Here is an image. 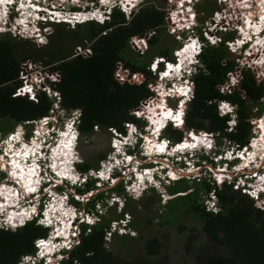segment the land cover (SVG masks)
Segmentation results:
<instances>
[{
	"label": "clouds",
	"instance_id": "9594fccd",
	"mask_svg": "<svg viewBox=\"0 0 264 264\" xmlns=\"http://www.w3.org/2000/svg\"><path fill=\"white\" fill-rule=\"evenodd\" d=\"M22 1L23 0H10V2H8V0H5L3 5L0 4L2 5V14H0V34H9L12 38L17 40L33 39L37 44L42 45H45L48 41H46L45 35L42 34L41 30L48 31L52 28L51 25H49L50 23H64L71 28L75 27L77 24L86 22L104 24L106 21L110 20L111 14L116 10H120L124 13L126 18H129L138 9H135V4H139L135 3L134 5L130 4L127 6L123 0H69V5H63L56 3L55 0H32L29 2L34 7L31 8L32 14L28 21L23 24L22 22H18L22 14H24L20 6ZM185 1L186 2H184V0H173L170 4V8H175V10L179 11L181 14L180 16L187 18V26H182L177 29V33H179L180 37L175 34L176 38L181 42V45L173 50L171 59L166 56L156 55L163 57V59L157 61L155 72L152 70L154 57L151 58L147 65V69L150 70L153 76L152 81L149 83L164 85L165 89L167 85L170 87L173 85H176V87L182 86L184 91L179 96H166L163 102L160 96L153 89L148 87L151 91L149 96L156 95L158 99L156 101L160 103L158 104L159 106L162 104L165 106V101L167 103L169 100L176 101L175 106H169L168 103L167 107L172 109L174 114H178L177 119L179 118V120L177 121L164 115L161 107L155 108L157 109L156 113L158 114H156V116L159 124L156 140L159 144H163L165 148L161 153H148L146 150V137L147 135L152 136L151 132L153 131L152 128L150 129L151 126L153 127V124L150 123L148 111L144 110L147 116L144 114L135 115L131 113V109L129 114L139 121L128 119L123 122L121 129L108 127V131L111 134V151L107 155L108 157H106L105 154V157L100 159L97 168H91L88 171L80 170L78 166L84 163L79 152V143L82 138V132L79 127L82 116L81 110L79 108L68 110L61 105L60 92L54 87V82L59 79L53 78L56 72L59 73L60 77V72L58 70L54 71L51 69L46 71V73H41L42 71L38 70L36 67L37 61L29 59L32 66L28 69V75L35 77L37 74H42L44 79L38 84V89L31 92L32 95L35 93L34 97H29V93H16V89L22 84L21 78H19L20 82L12 92L13 95H11L25 96L28 99L35 100L37 94L44 92L52 100V105L47 115L33 120L18 122L16 123V128L8 131L5 135H3L0 130V228L14 231L25 226L28 222L34 221L36 224L46 228L47 234L35 238L33 240L34 251L21 255L17 264H62L63 261L67 260L68 253L78 244L81 226L83 224L94 225L99 222L106 211L111 208L116 209L118 214H122L126 202L131 198L133 200H139L150 192H157L161 196L169 195L165 187L180 180L183 176H187L188 179L191 178V181H197L196 183L202 182L203 180L210 183V180H212L210 184L215 185L214 182H216L217 185H219H215L216 187H221L224 184L230 185L232 189L251 198L255 206L264 211V182H258V179L264 180V177H261L264 175V149H262V147L256 151H254V147H249L250 151L254 154L252 157L253 160L251 159L250 163L248 162L247 166L243 167L241 166V156H246L245 153H240L243 145L239 146L235 142L230 141L226 136H221L219 132L186 129L184 139L177 142H172L163 135V131L169 125L181 126L184 128L186 107L192 100L195 92L193 77L203 67L200 55L206 46H216L218 42H224V40L223 42L214 41L215 39L212 37V34L218 35L219 30L217 28H210L209 21L207 23L208 25H199L196 20L193 0ZM89 2H93V4ZM167 2L168 0H165L166 7L162 9L164 11V20L166 8L168 7ZM178 2L179 4L181 3L179 6ZM56 4L60 7L56 6ZM84 5L86 6V10H97V12L101 14V17H103V20L92 19L72 23L69 18L75 12L80 11ZM124 6L125 9H123ZM55 12L61 13V15L58 16L64 17L58 19L57 14H54ZM29 13L30 12H25V14ZM186 18H184V20ZM164 24L165 22L158 28L162 29ZM11 29H25L32 34L27 36L18 34V37H14L12 36ZM154 30L155 34H157L156 29ZM235 30L238 31L236 28ZM145 34L146 32L143 36L138 37H144ZM39 35L44 37V41L42 40L40 42L38 40ZM240 36L242 35L240 34ZM150 38L151 36L146 41L147 48ZM238 38L240 39V37ZM253 41L254 37L243 41L241 43V51L249 48L248 46L251 45ZM189 44L190 50L187 53H182L180 55L176 53L181 47L185 48ZM85 47L89 48L87 45L83 48ZM181 51L182 50H180V52ZM229 54L232 58V53ZM166 62H168V65L177 67V71L172 70L170 72L171 76L165 75L168 69ZM41 65L42 64H40V66ZM225 80H227V73ZM239 82L240 80L237 79L232 85L234 89L233 92L236 90V86L239 85ZM216 107L220 115L228 116L227 130H232L237 121L236 105L229 100L219 99L216 102ZM259 115L260 114L256 115L254 119ZM43 117H48V120L41 124L40 120H42ZM61 119H63L61 121L62 127L56 130L57 126H55V123ZM38 124L41 126L37 127ZM25 125L34 126L30 133H28V137L24 129ZM95 126L93 129L99 128ZM18 128H20V130ZM112 128H114V130H112ZM37 132L40 133L39 136ZM63 133L69 145L68 164L66 167L67 175L65 176L61 175V172H63L62 169H53L51 167L52 162L49 158L53 149L59 145L58 140H60V134L63 136ZM10 134L14 135L16 139L15 142H13L11 138L9 139ZM187 136L190 138V143L195 145V147L181 150L180 143L188 139ZM194 137L202 138V140L198 141L194 139ZM33 138H36L40 143L36 148L32 145ZM53 138L56 139L55 142ZM5 140H9V142ZM11 142L14 145L10 150L8 147ZM114 143H116V145ZM22 144H30L28 145L30 149L31 147V150L35 149V152L29 155L27 154L24 159L26 165L34 168L31 183L26 186L18 181H23L20 177L15 178L11 175L12 154H17ZM258 161L259 164L257 165ZM4 164H6V167H4ZM216 166L222 169L221 173L226 171L231 177L217 176L219 175L217 172L219 169H216ZM234 166H236L237 169L234 168ZM174 170L185 171L186 173L183 172V174H178L174 173ZM102 171L106 172L104 177L100 175ZM90 181H94V186L88 187L83 192L77 190V188H86ZM237 182V185L240 186L239 188L234 187V184ZM31 184L33 185L30 187ZM103 185L107 186L105 192L108 193L103 195L102 191V196L95 199L94 213L88 212L85 210L86 204L91 202L93 196L101 192L99 189H101ZM118 186H121L122 189L118 190ZM241 187H249L255 191L251 193V196L249 193L241 190ZM8 191L12 195L10 200H8L7 195H5ZM181 193L183 192L176 194L180 195ZM257 194L258 197L254 198ZM87 196L88 199L84 200V197ZM54 199H56L55 203H53ZM200 201L206 211L217 213L220 210L219 201L213 189L204 193ZM59 204L61 208L57 210L56 207ZM211 204L215 205V211H212L209 207ZM12 213L15 215H12ZM130 222L131 217L128 213L124 214V216L122 214L121 217L110 221L109 227L104 231V248L106 250V243L109 236L113 233L119 236L131 234L132 229H130ZM46 243L47 246L44 245ZM71 264L80 263L74 260Z\"/></svg>",
	"mask_w": 264,
	"mask_h": 264
},
{
	"label": "trees",
	"instance_id": "16d2710c",
	"mask_svg": "<svg viewBox=\"0 0 264 264\" xmlns=\"http://www.w3.org/2000/svg\"><path fill=\"white\" fill-rule=\"evenodd\" d=\"M246 2L251 8V2ZM164 22V11L155 3H150L139 7L129 18L116 10L104 24L86 22L69 28L64 23H50L52 34L41 52L32 49L20 52V43L25 45L29 42L28 39L17 40L9 34H0V130L6 131L1 119H8L13 126L21 121L47 115L51 108L52 100L44 92L37 94L35 100L11 95L24 72L21 62L25 59L39 61L50 70L60 72L54 87L60 92L64 108L81 110L79 127L82 135L92 133L95 125L105 129H121L123 122L128 119L139 121L129 112L151 94L148 84L153 76L147 69L149 61L156 55L171 59V46L158 51L151 48L159 40L162 29L158 27ZM150 29H156L157 34L149 39L150 49L144 53L145 60L132 61L126 58L122 50L129 45V39L132 36H143ZM58 38H62L63 43H59ZM79 44L87 45L91 54L72 56L74 47ZM200 58L203 67L193 77L195 92L186 107L184 128L169 125L163 135L172 142H177L184 139L186 129L207 130L219 132L239 146L244 145L250 136L253 119L264 110V100L260 101L264 96V78L246 71L232 94L221 93L218 85L224 82L226 73L234 68L229 52L220 43L206 46ZM117 61H123L124 66L136 76L130 75L127 80L120 81L114 75ZM241 90L244 91L243 94ZM219 99L229 100L236 105L237 121L230 131L227 130L228 116L220 115L217 111L216 102ZM155 103L154 101L153 104ZM173 120L177 121L179 118L175 117ZM152 146L154 151L159 147L157 142ZM104 157V153L97 156L98 159ZM96 166L84 161L78 167L82 171H88ZM93 182L90 181L86 188L77 190L83 192L94 186ZM117 189L122 188L118 186ZM188 189L187 186L185 189H178L173 185L169 191L176 194ZM200 189L204 193L213 189L220 205L217 213L205 210L199 197ZM101 196L102 192L93 196L85 210L94 213L95 199ZM177 198L182 205L181 212L192 214L201 221V229L208 245L196 255L200 264H264V211L256 207L251 198L232 189L230 185L216 187L206 180L197 183L191 191L174 196L173 200ZM119 217L121 216L113 219ZM113 219L102 218L94 225L83 224L78 244L62 264H71L74 260L80 264H118L119 261L104 248V231ZM129 225L134 227L135 220ZM46 234L47 229L34 221L14 231L0 228V264H17L21 255L34 251L33 240ZM123 237L120 235L119 239L123 240ZM160 244V239L154 236L146 240L145 249L149 254H157ZM208 247L211 249L209 253H202ZM216 247L220 250L215 251Z\"/></svg>",
	"mask_w": 264,
	"mask_h": 264
},
{
	"label": "rangeland",
	"instance_id": "374dc122",
	"mask_svg": "<svg viewBox=\"0 0 264 264\" xmlns=\"http://www.w3.org/2000/svg\"><path fill=\"white\" fill-rule=\"evenodd\" d=\"M243 1L245 2L246 5H249V3H247L246 1H250L252 7L249 8L247 10L248 12L246 13H245L246 10H244V12L242 13V17L238 15L241 14L240 9L245 7L244 6L245 4L239 3L236 0H233V1L228 0L226 1V4L219 2L217 7H220L221 10L223 9L229 10L230 8V12L236 11V14H238L237 18L242 19V21L238 20V24L241 22L245 23L248 20L246 28H249L252 26L253 21L258 20L259 19L258 17L261 16V13H260L261 5L258 0H243ZM55 2L58 4L69 5L70 1L69 0H64V1L55 0ZM134 2L139 3V4H135V7H136L135 9L141 6L150 4V3H155L161 9L166 7L165 0L164 1H161V0H138L137 1L135 0ZM184 2L186 1L184 0ZM81 3H84V2H81ZM130 3L133 4L132 1H130ZM214 4H215L214 0H193V6L196 11V20L198 21L199 25H203V26L208 25L207 24L208 21L212 20L211 10L214 9ZM179 5L180 4L178 2V6ZM242 5L243 7L240 8ZM56 6L58 5L56 4ZM211 6H212V9H211ZM178 14H179V17L177 18V20L181 22L182 26H187V18L180 16L181 15L180 13ZM184 18L186 19L184 20ZM170 31L171 30L168 29V26L165 23L162 26V31H160L159 33V40L157 41V43H155L151 47L153 51H158L163 47L171 46L172 47L171 56H172L173 50L178 48L181 45V42L176 38L175 34L171 33ZM48 32H51V30ZM240 34H239V31H236L234 29V27L233 28L230 27V29H228L225 32V34L219 33L218 36L222 39L221 42H223L225 38L233 39L235 37H240L241 39L243 35L241 34L242 36H240ZM261 34H263V32H261ZM253 37L254 36L250 38H253ZM28 40L29 42L25 43V45L20 43V46H19L20 52H23L24 50H27V49H32L34 51L41 52L44 45L37 44L33 39H28ZM63 41L64 40L62 39L59 41V43H63ZM218 44H220V42H218ZM79 46H81L82 48L84 47L81 44H79ZM76 47L77 45L74 47L72 56H76L79 54L83 56H88L91 54V52L87 54L77 52ZM149 49H150L149 44L146 50L145 49L144 50L134 49V47L129 42V45L122 50V54L126 58L132 61H141V60H145L144 53H147ZM232 56H233L232 58L235 61L236 60L235 55L232 54ZM27 61H29V59L23 60L21 62V67H22V64ZM40 64L41 63L37 61L36 67L38 68V70L42 71L41 73H46V71L50 70L48 66H43V65L40 66ZM118 67L119 66H117V69ZM252 69L257 73L262 72V70L259 67L257 68H254V67L253 68H250V67L237 68L235 67V69L232 70L231 75L234 74L237 79L241 80L245 72L247 70H252ZM229 74L230 72H228L227 76H229ZM124 80H127V78H125ZM175 102H176L175 100L174 101L169 100L168 101L169 106H175ZM53 119L56 120L55 118ZM64 119H67V118H64ZM62 120L63 119L58 120V122L55 123V126H57L56 130L62 127L61 125ZM1 123L3 124V127H6V131H2L3 135H5L8 131L14 130L17 125L15 123L12 126L8 119H1ZM40 126L41 125L39 124L37 125V127H40ZM32 127L34 126L32 125L24 126V129L27 132L26 136L28 135V133H30ZM254 127L255 126H253L252 128ZM18 129L20 130V128ZM257 131H259V129H257ZM263 132H264V128H263ZM262 137L263 135L261 134V138ZM110 139H111V134L108 131V128L106 129L105 128H97V129L94 128L92 133H90L89 135H82V138L79 143V152H80V155L83 161L93 163L97 165L94 168H97L99 166V161H100V159L97 158L98 154L104 153L106 154V157H108L107 155L111 151ZM53 140L55 142L56 139L53 138ZM62 141L63 139L60 142ZM11 143L9 144V147H8L10 150L13 147ZM256 143L257 141L253 142V145H255ZM27 148H29V146H27ZM159 148L160 150L164 149L162 147H159ZM256 148L258 149V147H254L255 151H256ZM23 149L26 150V145L25 147H23ZM151 151L154 152V148L152 145H151ZM18 152H19V149L17 151V154H12L13 158L11 162L13 164V167L16 168L13 173H15L17 176L19 174H17L16 172L17 167L14 163V159L19 160ZM248 160H249L248 157L243 159L242 166H245ZM4 167H5V164H4ZM216 169H219V168L216 166ZM183 172L186 173L185 171ZM23 180L25 181L24 178ZM196 182L197 181H191V178L188 179L187 176H183L180 180L165 187L169 195L161 196L157 192H150L148 195L144 196L143 198L139 200H133L131 198L130 200L126 202V205L122 210V214L124 216V214L128 213L129 216L131 217V221L135 220L136 225L134 227H130V229H132L131 234L124 235L123 240L119 239V235H115L113 233L111 236H109V239L106 243L107 250L110 251L112 255L115 257V259L119 261L118 264H123L124 262H129L131 264H200L198 262V258H196V255L198 254L201 248L207 247L208 245L206 241V237L201 229L202 228L201 221L192 214H185L181 212L180 207L182 205H181L180 199L177 198L173 200L174 199L173 197L178 194L172 195L169 191L170 187H172L173 185H176L178 189H185L186 186L190 187L189 190L181 193V194H184L186 192H189L191 189H193L197 185ZM210 183H212V180H210ZM214 183L216 186H219L217 185L216 182ZM105 188H107V186L103 185V187L99 189L101 192L103 191V195L108 193V192H105ZM203 194H204V190L200 189L199 197H201ZM87 199H88V196L84 197V200H87ZM101 208L104 209L103 207ZM122 214H118L116 212V209L111 208L106 211L105 215H103L102 218L113 219L117 217L118 215L122 216ZM154 236L160 239V242H161L160 250H159V253L157 254H149L145 249V242L146 240ZM222 249L224 251L226 250L224 246H222ZM204 250L205 249H203V251ZM210 250L211 249L208 247L206 251L202 253H209ZM218 250H220V248L216 247L215 251H218Z\"/></svg>",
	"mask_w": 264,
	"mask_h": 264
},
{
	"label": "built area",
	"instance_id": "2783aa9c",
	"mask_svg": "<svg viewBox=\"0 0 264 264\" xmlns=\"http://www.w3.org/2000/svg\"><path fill=\"white\" fill-rule=\"evenodd\" d=\"M172 1L173 0H168V2H167L168 7L166 8L165 23L167 24L168 29L171 30L170 31L171 33L176 34L178 37H180L179 33H177V29L182 27L181 22H179L177 20V18L179 17V14H178L179 11L170 8V4L172 3ZM226 1H228V0H220V2H222V3H226ZM237 2L245 4V2L243 0H237ZM73 3H75V2H73ZM89 3L93 4V2H89ZM244 6L245 7H243V5H242L240 7V8L243 7L242 9H240L241 11H244V10H247L250 8L246 4ZM123 9H125V6ZM229 12H230V10H226V9L221 10V8H218L217 10H215L211 15L212 20L209 21L210 28H214V29L217 28L219 30L220 34L221 33L225 34V32L228 29H230V27H232V28L234 27V29L236 28L239 31L240 24H238V20L242 21V19L237 18L238 14H236V11H232L230 13ZM242 13L243 12H241V14L238 16L242 17ZM54 14H57L58 19L64 17V16L63 17L58 16V15H61V13H59V12H55ZM233 15H235V16H233ZM69 19L71 20L72 23H74L76 21L92 20V19L101 21V20H103V17H101V14L98 13L97 10H94V9L86 10V6L84 5V6H82L80 11H77L74 14H72V16ZM261 32H263V34H261ZM11 33H12V36H14V37H18V34L23 35V36H27V35L32 34V33L27 32V30H25V29H22V30L11 29ZM259 33L252 34V35H254V41H255L257 35L261 36L262 37L261 39H264V31L261 29L259 31ZM153 34H155V30L150 29L146 32L144 37L132 36L130 38V43L134 47V49H137V50L138 49H140V50L145 49L146 50V48H147V42L146 41ZM212 37L215 39L214 41H222V39L218 35L212 34ZM42 39H44V37L39 35L38 40L41 42ZM238 39H239L238 37H235L233 39H229V38L224 39V44L226 45L225 48L228 47V48H226V50L229 53H232L233 55H235L236 60H237V61L236 60L234 61L233 70L235 69V67H237V68H242V67L257 68V67H259L262 70V72L257 73L253 69H252L253 71L250 70V72L253 73L257 77L264 78V53H263L264 50H262V48H261L262 44H260V46L256 47V49H254V50H253V47L251 44L248 46L249 48L241 51L242 46L240 43L237 42ZM140 42H141V44H140ZM182 49L183 48L181 47L179 50L176 51V53L178 55H180V50H182ZM76 51L84 53V54L91 52V50L89 48H87V47L82 48L81 46H77ZM161 59H163V57L154 56L153 62H152L153 72H155V67H156L157 61H159ZM166 64L168 65V62H166ZM31 66H32L31 61H27V62H24L22 64V67L24 70L23 74H21V76H20V78L22 79V84L16 89V93H21V94L29 93V97H34L35 93L32 95L31 92L34 90L36 91L38 89V84L44 79V77L42 74L36 75L35 77L29 76L28 75V69ZM117 66H119L118 69H117ZM229 72H230V74H229V76H227V80H225L223 83H220L218 85V90L220 92L232 93L234 90L232 85L237 80V78L235 77L234 74L231 75L232 71H229ZM114 74H116L115 76L120 81H125L124 79L128 78L130 76V74H131V76H134V77L136 76L135 73H131L129 68L124 66L123 61H117L116 62V68L114 69ZM227 75H228V72H227ZM53 78L58 80L59 79V73L56 72L55 75L53 76ZM148 87L150 89H153L160 96V99L163 102H164L166 96H172V95H174V93H177L176 96H179V93L184 92L182 86L176 87V85H173L172 87L167 85L166 89H165L164 85L149 83ZM241 92H242V94L244 93L243 90H241ZM155 99H157V96L152 95V96L147 97L144 100H141L139 102V105L131 110V113L135 114V115H142V114L146 115V113H144V110H146L145 108H148L149 104L153 106V102L154 101L156 102ZM165 106L166 107L168 106V103L166 101H165ZM47 118L48 117H43L42 120H40L41 124L45 123L48 120ZM252 125L255 127L254 128H252L253 126L251 127L250 137L247 140L246 144L242 146V149L240 151V153L246 154V156L249 159V163L252 159V157L250 155L253 154V152L250 151V148H249V147H253L252 142L254 140L257 141V143L259 144L260 147H262V145H264V141H262V138H261V133L257 131V129L261 130L262 128H264V110L260 113L259 116L256 117V119H254ZM95 127L97 128V126H95ZM112 130H114V128H112ZM10 138L13 142L16 141L13 134L9 135V139ZM5 141L9 142V140H5ZM114 144L116 145V143H114ZM241 157H242L241 160H243L244 156H241ZM258 164H259V161H258L257 165ZM234 168L237 169L236 166H234ZM218 174H220L222 176H226L228 178L231 177L229 175V173L226 171L223 173L218 172ZM237 184H238V182L236 184H234V187L239 188L240 186ZM241 190L249 193L250 195L253 191H255L254 189L249 188V187H241ZM256 197H258V194L254 198H256ZM209 207L212 209V211L216 210L215 205L211 204V205H209Z\"/></svg>",
	"mask_w": 264,
	"mask_h": 264
},
{
	"label": "bare ground",
	"instance_id": "6f19581e",
	"mask_svg": "<svg viewBox=\"0 0 264 264\" xmlns=\"http://www.w3.org/2000/svg\"><path fill=\"white\" fill-rule=\"evenodd\" d=\"M30 1H32V0H23L21 2V5L20 6H21V9H23V13L24 14H22V17H21V19L18 20V22H22L23 24H25L24 22H27L28 19H29V17L31 16V14H32L31 13V11H32L31 8H34V7L32 6L31 3H29ZM130 1L131 0H123V2L125 4H127V6H129L131 4ZM134 1L135 0H132L133 4H131V5H134L135 4ZM259 2H260V5H261V12H260L261 13V16L258 17L259 19L257 21L256 20H254V21L252 20L253 21V24L249 28H246V25H247V21L248 20L245 23L244 22H241L242 24H240V30H239V32L243 35L242 38L239 39V41H238V43H240V44L243 41H245L246 39H249L250 37L254 36L252 34L259 33V31L261 29L264 31V0H259ZM4 3L5 2H2L0 4L3 5ZM2 5H0V14H2V10H1V6ZM25 12H30V13L29 14H25ZM249 21H250V19H249ZM261 38L262 37L259 36V35L256 36L255 41H253V43H252L253 50L256 49V47H259L260 44H262L261 48H262V50H264V39H261ZM189 50H190V44L187 45L185 48H183L182 51L180 52V54L187 53ZM263 53H264V51H263ZM167 66H168V69H167L166 73H167L168 76H171L170 75V72L172 70L173 71H177V67L176 66H173V65H171V67H169V65H167ZM176 94L177 93H174V96ZM181 94L182 93H179V95H181ZM158 104H160V103L158 101H156V103L153 104V106L152 105H149L148 108H145L146 110H148L149 117H150V123L153 124V127L152 126L150 127V129L151 128L153 129V131L151 132L152 136L147 135V137H146V146H147L146 147V150L148 151V153H155V152H160L161 153V152H163L165 150L164 145L163 144L162 145L159 144L157 142V140H156V134H157V130L159 129V124L157 122V116H156V114H157L156 113V110L157 109H155V108L161 107L162 108V113L164 115L168 116V117H171V118H175L178 115V114L177 115L174 114V112H172V109H169V107H165L163 104L161 106H159ZM261 130L262 131L259 130L258 132H260L263 135L262 141H264L263 128ZM39 134L40 133L37 132V135L38 136H39ZM64 135H65L64 133H63V136H62V134H60L61 137H60V140H58V144L59 145L56 147V149L54 148L55 150L53 149V151H52L51 155L49 156V158L51 159V162H52V166L51 167L53 169H62L63 172H61V175H64L65 176V175H67L66 167H67V164H68L69 145H68L67 140L64 137ZM187 138L188 139H185L184 142L180 143L181 144V146H180V149L181 150L182 149L183 150H186L187 149L185 147H182V145H185V144L192 145L190 143V138L188 136H187ZM62 139H63V141L60 142ZM194 139H196L198 141L199 140H202V138H199V137H194ZM156 142H157V146H159V147H162L163 146V148H164L163 151H161L159 147H156V150L154 152L151 151V145L152 144H155ZM253 142H255V140ZM253 142H252V146L258 147V149H260V146H258L259 144L256 143L255 145H253ZM11 144L14 145L13 143H11ZM28 145H30V144H27L26 145V150H24L23 147H25V145L22 144L21 147H19V152H18L19 160H15L14 159V163H15V165L17 167V171L16 172L19 175L17 176L15 173H13L15 171V169H16V168L13 167V164H12V169H11V175L13 177L18 178V177L22 176L25 179V181H24L23 178L20 177L23 181L18 180L19 182H21V184H23L25 186L26 185H29L31 183L30 180H31V177H32L33 172H34V168L33 167H31L29 165H26L24 163V159L27 156V154L29 155V154H32L33 152H35V149L31 150L32 147H31V149H30V147L27 148ZM32 145H33L34 148H36L37 146L40 145V143L36 140V138H33ZM262 149H264V145H262ZM256 150H257V148H256ZM254 151H255V149H254ZM250 156L253 157L254 154H252ZM242 162H241V166H242ZM248 162H249V160L247 161V163ZM247 163L245 164V166H247ZM5 167H6V164H5ZM221 170L222 169H219L217 172H222ZM105 173H106L105 171H102V173L100 175L102 177H104L105 176ZM174 173H182L183 174V172L182 171H179V170H174ZM261 177H264V175L261 176ZM258 182L259 183H263L264 180L258 179ZM32 185L33 184H31L30 187ZM5 195H7V199L10 200V197L12 196L11 193L8 191L7 193H5ZM55 202H56V199H54V202L53 203H55ZM60 208H61V206L59 204L56 207V209L58 210ZM12 215H15V214L12 213ZM44 245L47 246V243L44 244Z\"/></svg>",
	"mask_w": 264,
	"mask_h": 264
},
{
	"label": "flooded vegetation",
	"instance_id": "af4514ba",
	"mask_svg": "<svg viewBox=\"0 0 264 264\" xmlns=\"http://www.w3.org/2000/svg\"><path fill=\"white\" fill-rule=\"evenodd\" d=\"M233 1V0H232ZM237 1V0H236ZM219 2H220V0H214V9H212V6H211V14L215 11V10H217L218 8H220V7H217L218 6V4H219ZM224 4H226V3H224ZM216 5V6H215ZM229 10H230V8H229ZM248 10V9H247ZM209 11V10H208ZM241 12H244V11H241ZM207 13H209V12H207ZM49 30H51V32H48ZM48 31H43V30H41L42 31V34L43 35H45V39H46V41H48V39H49V36L52 34V28H50ZM60 40H62V38H58L57 39V41L59 42ZM264 100V96L260 99V101H263Z\"/></svg>",
	"mask_w": 264,
	"mask_h": 264
},
{
	"label": "snow or ice",
	"instance_id": "6c2138e0",
	"mask_svg": "<svg viewBox=\"0 0 264 264\" xmlns=\"http://www.w3.org/2000/svg\"><path fill=\"white\" fill-rule=\"evenodd\" d=\"M5 2V0H0V3ZM8 2H10V0H8ZM169 67H171V65H169ZM167 75V74H165ZM182 147L188 148V147H195V145H190V144H185L182 145ZM161 151H163V149H161Z\"/></svg>",
	"mask_w": 264,
	"mask_h": 264
},
{
	"label": "crops",
	"instance_id": "0c3cea01",
	"mask_svg": "<svg viewBox=\"0 0 264 264\" xmlns=\"http://www.w3.org/2000/svg\"><path fill=\"white\" fill-rule=\"evenodd\" d=\"M132 1V0H131Z\"/></svg>",
	"mask_w": 264,
	"mask_h": 264
}]
</instances>
